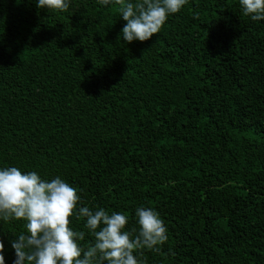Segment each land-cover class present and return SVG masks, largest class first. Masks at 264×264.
Instances as JSON below:
<instances>
[{
    "label": "trees",
    "instance_id": "trees-1",
    "mask_svg": "<svg viewBox=\"0 0 264 264\" xmlns=\"http://www.w3.org/2000/svg\"><path fill=\"white\" fill-rule=\"evenodd\" d=\"M125 24L97 0H0V168L59 176L127 230L152 207L168 241L144 264H264V20L189 0L148 41ZM24 231L0 221L4 264Z\"/></svg>",
    "mask_w": 264,
    "mask_h": 264
},
{
    "label": "clouds",
    "instance_id": "clouds-1",
    "mask_svg": "<svg viewBox=\"0 0 264 264\" xmlns=\"http://www.w3.org/2000/svg\"><path fill=\"white\" fill-rule=\"evenodd\" d=\"M114 5L126 22L121 35L126 43L145 42L157 35L170 15L179 13L189 0H97ZM245 17L264 20V0H238ZM70 0H36L38 9L65 13ZM78 189L59 176L45 181L36 171L11 166L0 168V221H21L25 231L11 242L14 264H144L137 253L157 252L168 241V229L152 207L135 210L138 227L127 230L129 217L121 212L93 210ZM73 217L84 221L92 237L82 247L85 231L71 227ZM4 245L0 241V253ZM0 264L4 257L0 254Z\"/></svg>",
    "mask_w": 264,
    "mask_h": 264
}]
</instances>
